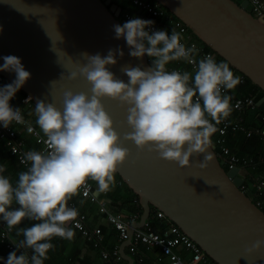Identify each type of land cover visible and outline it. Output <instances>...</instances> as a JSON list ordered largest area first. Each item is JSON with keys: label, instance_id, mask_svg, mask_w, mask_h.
<instances>
[{"label": "clouds", "instance_id": "1", "mask_svg": "<svg viewBox=\"0 0 264 264\" xmlns=\"http://www.w3.org/2000/svg\"><path fill=\"white\" fill-rule=\"evenodd\" d=\"M153 24V20L135 17L113 25L114 38L126 40L130 56L154 59L146 69L123 66L127 82L116 78L107 67L117 63V53L123 57L122 49H109L106 56L83 52L81 57L86 63L68 73L67 78L84 77L92 85L91 96L66 90L62 110L53 102L37 99L36 125L43 133L46 150L24 153L20 162L27 168L18 173L15 183L2 174L6 169L0 165V220L9 230L25 219L34 221L29 227L17 229L16 235L22 239L13 243L17 251H24L19 255L17 251L10 252L5 264H44L49 250L54 248L53 238L71 241L75 237L69 225L79 212L69 207L68 201L88 180L97 184L94 198L115 187V173L129 150L122 146L102 98L127 105V124L132 131L125 133L123 140L133 141L139 150L155 151L161 159L175 161L181 168L190 166L194 154H205L199 162L201 168L211 160L207 152L210 137L217 131L216 125L232 112V97L224 93L234 90L240 78L229 63H218L212 55L197 62L194 57L199 49L195 45L186 47L175 29L171 35L165 30L153 31ZM3 60L0 71L15 73L11 83L0 87V125L8 128L13 122H25L21 109H14L9 101L31 73L15 55L4 56ZM173 61L195 64L194 74L167 70ZM28 131L33 129L29 127ZM14 202L18 207H12ZM75 227L80 225L76 223ZM262 246L264 239L255 241L246 251ZM27 250H31L30 256Z\"/></svg>", "mask_w": 264, "mask_h": 264}, {"label": "water", "instance_id": "2", "mask_svg": "<svg viewBox=\"0 0 264 264\" xmlns=\"http://www.w3.org/2000/svg\"><path fill=\"white\" fill-rule=\"evenodd\" d=\"M181 19L204 43L229 64L264 90V16H255L247 0H156ZM122 6L113 0H0V65L3 57L21 59L30 78L21 87L35 103L53 102L62 110L66 90L91 96L92 85L84 78L68 79V73L86 63L81 53L106 56L119 47L117 63L108 65L115 77L125 82L123 66L146 69L154 59L129 55L126 40L114 38L113 25L121 24ZM62 75H64L62 77ZM0 77L15 79L14 72L0 71ZM62 77V78H61ZM106 111L129 150L117 173L139 197L140 219L130 227H141L151 208L166 216L197 242L218 264H264V246L246 251L264 239V210L240 186V167L226 169L224 160L210 143L211 160L199 167L205 154L190 157V166L161 159L157 152L139 150L123 140L132 129L127 124V105L102 98ZM264 110V95L257 101ZM121 253L134 264V256Z\"/></svg>", "mask_w": 264, "mask_h": 264}, {"label": "built area", "instance_id": "3", "mask_svg": "<svg viewBox=\"0 0 264 264\" xmlns=\"http://www.w3.org/2000/svg\"><path fill=\"white\" fill-rule=\"evenodd\" d=\"M127 1V8H130L132 5H136L139 9H144L145 11V14L137 15L133 14L128 9H125L124 12L128 20L135 17L153 20L154 24L151 26V30H165L169 35H171L172 29H175L181 34V43H183L186 47L195 45L196 48L199 49V52L194 57L197 62L206 55H212L216 60V54L214 51L207 49L203 43H199L193 39L189 27L181 19H176L169 15L159 6V3H153L150 0ZM247 5L249 6V10L255 16H264V0H247ZM160 15H164L170 21L169 25H162L158 20H155V18ZM190 65L195 70L196 65ZM167 70H177L183 72V69L180 66H170L167 68ZM235 76L240 78V83H243L246 80V75L241 72L237 73ZM1 79L2 77H0V80ZM227 93L228 92H226V94ZM22 100L23 102H29L30 97L26 96L22 98ZM257 101L258 100H256L254 95H244L242 92L241 96L239 95L237 97H232L231 102L234 108L237 110L238 115L235 118L228 117L227 119L222 120L219 125H216L217 131L212 134L210 140L212 146L224 160V165L227 166V169H231L236 166L240 167L239 174L244 178V181L240 187L247 193H253V198L251 196L250 197L256 202V204L262 207L264 203V175L254 176L253 180L248 183L247 176H243L241 174L242 167L240 165L252 163L253 159L248 157L241 158L236 152H233L230 146L226 143L227 133L229 131H242L246 134V136H250L252 132L256 130L264 138V128L246 126L242 115V113L248 107L254 108L255 106H258ZM12 107L14 109L19 108L15 106ZM21 114L25 121L23 124H16L13 122L8 128H4L2 125H0V137L6 140L11 154L16 156L19 164H21L20 159L24 153L32 149L25 145L24 140L20 137V131L16 126L24 125L27 132L34 137L36 142L41 144L40 151L46 150V144L44 143L45 138L39 127L36 124L28 121L22 109ZM262 119L264 120V113L262 114ZM29 127L33 129L32 132L28 131ZM21 165L24 166L26 170L27 166L25 164ZM85 190L88 191L87 196H84ZM95 191L96 189H94L93 183L88 180L86 182V186L82 187L79 192L84 198L98 203L99 211L104 214L105 219L110 222L118 231L119 242L131 239V243L128 244V252L134 256V264H144L145 256L140 249L141 246L156 247L160 249L161 252L168 257L169 264H200L201 262H207L208 264H218L214 259L210 258L208 254L204 252V250L197 242H195V240H193L187 233L182 231L177 223L170 220L162 210L156 207L151 208V215L146 220L144 225L141 227H135L133 233L130 234L129 227L134 222L138 221V217L141 215L142 209L138 195L134 197V203L138 206V208L135 210V212L130 214V219H126L123 212L109 208L107 197L105 195L106 193H100L94 198L92 193ZM68 206L77 208L79 212L76 221L71 224L75 226V224L78 223L80 225L79 229L82 230L84 234L94 235V244L99 246L101 244L102 228L99 226H96L93 229L90 228L87 224L86 213L82 212L73 200L68 201ZM152 215L166 219L167 226L163 231H158L152 225ZM11 231L12 230H9L5 224L1 230V238L7 240V245L9 248L14 247L13 240H11L9 237ZM179 247H184L186 250H189L190 255L182 253L179 250ZM167 250L169 251L167 252ZM102 253L104 258L111 261L110 264H117V261L121 259L119 243L111 251L104 248Z\"/></svg>", "mask_w": 264, "mask_h": 264}, {"label": "crops", "instance_id": "4", "mask_svg": "<svg viewBox=\"0 0 264 264\" xmlns=\"http://www.w3.org/2000/svg\"><path fill=\"white\" fill-rule=\"evenodd\" d=\"M234 75H237V72H234ZM23 103L29 104V102H23L21 99L19 104L14 106L21 108V104ZM27 114H29V116L27 117L26 114L25 116L27 117L28 121L36 124L35 107L31 104H29ZM17 128L20 131V137L24 140V143L27 147L31 148L32 150H41V144L36 142L34 137L27 132L24 125H19ZM0 150L3 152V154L0 155V165H4L6 169L2 174L8 176L11 181L15 183V181L18 179V173L25 171V169L21 164H19L15 155H10L11 152H8L9 147L6 143V140L2 137H0ZM254 172H256L255 176L264 175L263 172L257 171V168H255ZM241 174L243 176L247 175L244 169L241 171ZM90 181L93 183L94 189H96V182L92 180ZM115 181V187L105 194L107 197L108 206L112 210L123 212L126 219H130V214L135 212L138 206L134 203V197L132 202L129 201L131 192L128 189L127 184L116 174ZM83 198L84 197L81 196L79 192L76 196H73L71 200L75 202L82 212L86 213L87 224L90 228L93 229L96 226L102 228L101 244L99 246L95 245L94 235H86L82 232V230L70 224L69 226L73 227V230L75 231V237L71 241L57 237L59 240L57 255L52 258L51 264H110L111 261L104 258L102 250L105 248L111 251L118 243L121 259L117 261V264H129V260L123 253H121V247L125 241L119 242L118 231L110 222L105 219L104 214L99 211L98 203L92 202L87 198ZM131 206H134L135 208L131 209ZM140 216L138 217V220L140 219ZM151 223L158 231H163L167 226L163 225L160 221L154 224L153 220H151ZM140 249L145 256L144 264H169L168 257L165 256L160 249L147 246H141ZM124 250L128 252V244H125ZM179 250L182 253L190 255V251L186 250L184 247H179ZM200 264L208 263L201 262Z\"/></svg>", "mask_w": 264, "mask_h": 264}, {"label": "trees", "instance_id": "5", "mask_svg": "<svg viewBox=\"0 0 264 264\" xmlns=\"http://www.w3.org/2000/svg\"><path fill=\"white\" fill-rule=\"evenodd\" d=\"M113 1L117 2L119 5L122 6V11L120 14V20H121L122 24L129 21L126 18V14L124 12L125 9L126 10L128 9L133 14H137V15L138 14H145L144 9H139L136 5H132L130 8H127L126 7V5L128 3L127 0H113ZM150 1L153 3H158L156 0H150ZM159 6L162 9H164L169 15L176 18V16L173 15L166 7H164L161 4ZM155 20H158L162 25H169V23H170V21L164 15H160V16L156 17ZM189 30L191 32V36L193 39H195L199 43H203L207 49L212 50V48L209 45H207L206 43H204L190 28H189ZM212 51H214V50H212ZM214 53L216 54V61L218 63L221 61L227 62L223 57H221L215 51H214ZM170 66H180L183 69V71H189L191 73L195 72V70L191 67V65L185 61H173V62H170L166 67L168 68ZM229 67L233 71V73L234 72L240 73V71L237 70L236 68H234L231 64H229ZM245 78H246L245 82L239 83L234 90L228 91L227 95H230L231 97H237L239 95L241 96V92H242L244 95H254L256 100H259V98H261L264 95V90L261 89L253 81H251V79L248 78L247 76H245ZM9 83H11V81H9L5 78H2L0 80V87L4 86L6 84H9ZM224 94H226V93H224ZM26 96H27V93L22 88H20V90L15 94V96L9 101L10 106H14V105L19 104L21 99L26 97ZM29 104H31L32 106L35 107V102L32 99H30ZM29 104H27V103L21 104V109L23 110L24 114L27 115V117L29 116V114H27L28 109H29ZM231 105H232V112L229 115V118H235L238 115V112L234 108L232 102H231ZM263 113H264V110L261 109L259 106H255L254 108L248 107L242 113L245 125L264 128V120L262 119ZM16 127H18V126H16ZM226 143L230 146L231 150L233 152H236L241 158L248 157V158L253 159L252 163L240 165L242 167V170L244 169V171L247 173L246 176H247L248 183L251 182L253 180V177L256 175V172H254L255 168H257V171L264 173V159H263V157H264V138L256 130L253 131L250 136H246V134L242 131H229L227 133ZM8 152H10V150ZM1 154H3L2 150H0V155ZM10 155L14 156L12 154H10ZM224 166L227 169V166L226 165H224ZM115 174L119 178H121L117 172ZM128 189L131 192V197H130L129 201L132 202L133 197H135L137 194L134 193V191L129 186H128ZM248 195L253 198V193L248 192ZM12 207L13 208L18 207V205H16L14 202ZM134 208H135L134 206H131V209H134ZM141 209H142V206H141ZM262 209L264 210V203L262 205ZM141 212H142V210H141ZM151 220H153L154 224L156 222L160 221L163 225H167L166 219L159 218L157 216L155 217L154 215L151 216ZM32 223H34V221H30L27 219L22 221L20 225H17L16 227H14L12 229L11 234L9 236L10 239L18 242L20 239H22V236L16 235L17 229L21 228V227H29V226H31ZM4 224H5V222L0 220V264H5V260L7 259L8 254L10 252L17 251L15 244H14L13 248H9L7 245V240L1 238V230H2V227ZM58 241L59 240L57 239V237L53 238V240L51 241V243L54 244V248L49 250V252L47 254L48 258L44 261V264H51L52 258H54L57 255V250H58V245H59ZM21 251H23V250L22 249L18 250L17 255H19ZM27 253L30 256L31 250H27Z\"/></svg>", "mask_w": 264, "mask_h": 264}, {"label": "bare ground", "instance_id": "6", "mask_svg": "<svg viewBox=\"0 0 264 264\" xmlns=\"http://www.w3.org/2000/svg\"><path fill=\"white\" fill-rule=\"evenodd\" d=\"M77 198V197H76ZM84 199V198H83ZM87 208V207H86ZM85 237V236H84Z\"/></svg>", "mask_w": 264, "mask_h": 264}]
</instances>
